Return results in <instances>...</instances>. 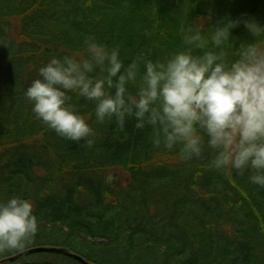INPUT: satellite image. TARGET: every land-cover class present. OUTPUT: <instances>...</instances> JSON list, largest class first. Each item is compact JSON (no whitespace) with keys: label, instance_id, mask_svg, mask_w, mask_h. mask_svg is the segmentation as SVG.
<instances>
[{"label":"trees","instance_id":"16d2710c","mask_svg":"<svg viewBox=\"0 0 264 264\" xmlns=\"http://www.w3.org/2000/svg\"><path fill=\"white\" fill-rule=\"evenodd\" d=\"M242 16L264 25V0H0V200L31 199L39 222L31 243L0 262L55 247L90 264H264V188L247 172L207 170V154L181 163L153 149L134 120L125 132L90 120L96 142L83 148L44 126L24 97L42 62L89 37L119 45L128 63L174 50L182 20L206 18L207 27ZM231 37L237 46L253 39L243 24ZM112 170L124 185L108 182ZM9 264L79 263L40 253Z\"/></svg>","mask_w":264,"mask_h":264},{"label":"clouds","instance_id":"9594fccd","mask_svg":"<svg viewBox=\"0 0 264 264\" xmlns=\"http://www.w3.org/2000/svg\"><path fill=\"white\" fill-rule=\"evenodd\" d=\"M205 21L182 20L180 44L157 59L140 53L125 63L119 45L94 37L50 56L24 90L31 112L86 149L96 142L93 123L125 132L134 120L137 129H149L158 152L175 153L184 164L207 154V170L247 172L250 184L264 188V25L243 16L207 27ZM240 24L253 39L237 46L231 30ZM80 100L91 112L82 114ZM38 225L31 199L0 200V255L23 250Z\"/></svg>","mask_w":264,"mask_h":264},{"label":"water","instance_id":"95a60500","mask_svg":"<svg viewBox=\"0 0 264 264\" xmlns=\"http://www.w3.org/2000/svg\"><path fill=\"white\" fill-rule=\"evenodd\" d=\"M40 253H50V254H59V255H63L67 258H70L72 260H75L76 262H78L79 264H90L87 261H85L84 259H82L81 257L74 255L62 248H55V247H36V248H32V249H28L25 250L21 253H19V255H14L12 257L6 258L3 261L0 262V264L3 263H11V262H15L18 259L22 258V257H26L29 255H34V254H40Z\"/></svg>","mask_w":264,"mask_h":264},{"label":"rangeland","instance_id":"374dc122","mask_svg":"<svg viewBox=\"0 0 264 264\" xmlns=\"http://www.w3.org/2000/svg\"><path fill=\"white\" fill-rule=\"evenodd\" d=\"M108 182L113 186H122L126 183L127 177L119 170H112L108 173Z\"/></svg>","mask_w":264,"mask_h":264}]
</instances>
